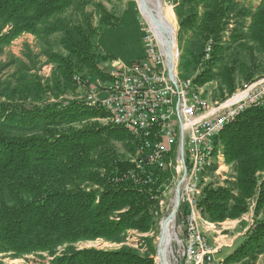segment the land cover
<instances>
[{
    "label": "trees",
    "instance_id": "1",
    "mask_svg": "<svg viewBox=\"0 0 264 264\" xmlns=\"http://www.w3.org/2000/svg\"><path fill=\"white\" fill-rule=\"evenodd\" d=\"M76 1L0 0V24L2 29L9 28L0 44L9 45L23 34L40 37L62 33L68 57L51 54L50 58L64 82L78 88L74 77L85 69L107 80L96 64L92 41L96 32L90 21L73 25L60 18ZM248 1L193 0L189 13L179 20L181 30L199 35L205 48L213 41L210 59L205 60L204 48L200 55L204 70L196 77L198 85L213 82L218 76L232 93L238 72L245 78L243 83L256 79L255 72L244 64L239 69L226 65L214 73L226 51L222 34L230 7ZM97 8L103 23L110 24L104 7ZM250 17L247 34L241 38L253 44L246 49L255 61L254 51L264 55V0ZM39 88L34 90L41 91ZM5 97L6 101L0 100L1 253L22 257L48 252L54 257L53 264H155L151 256H142L130 247H73L96 240L121 243L130 231L145 234L154 230L159 205L155 197L167 175L157 179L155 172L150 184L130 179L131 171L139 178L145 174L128 156H121L115 145L135 151L133 137L121 127L101 124L98 120L106 119L107 112L77 99L34 106L16 102L15 90L7 91ZM222 141L237 183L234 188H205L201 208L207 220L219 224L241 219L254 201V225L244 243L225 259L227 264H254L264 254V178L259 182L257 176L264 173V107L243 112L226 126ZM152 171L147 168L148 173ZM62 246L66 249L56 257Z\"/></svg>",
    "mask_w": 264,
    "mask_h": 264
},
{
    "label": "built area",
    "instance_id": "2",
    "mask_svg": "<svg viewBox=\"0 0 264 264\" xmlns=\"http://www.w3.org/2000/svg\"><path fill=\"white\" fill-rule=\"evenodd\" d=\"M174 1L166 0L165 4L173 9ZM143 40L145 56L137 62L112 64L103 72L108 76L103 84L97 81L89 85V80L76 75V99L105 110L107 124L121 127L133 137L135 154L129 160L145 177L131 171L130 179L150 184L155 172L157 179L167 175L155 197L162 199L155 213L161 221L160 236L165 220L171 232L167 264H227L217 258L221 246L210 236L215 223L203 215L201 200L205 188L218 186L216 180L229 170L222 141L226 126L246 110L264 107V78L239 85L224 99L210 101L196 79L179 73L178 47L171 74L163 43L150 29L144 30ZM212 44V40L206 44L205 60L210 59ZM172 172L175 175L170 178ZM175 176L178 182L182 179L179 195L177 186L174 192L170 186ZM167 199L170 203L163 208Z\"/></svg>",
    "mask_w": 264,
    "mask_h": 264
},
{
    "label": "rangeland",
    "instance_id": "3",
    "mask_svg": "<svg viewBox=\"0 0 264 264\" xmlns=\"http://www.w3.org/2000/svg\"><path fill=\"white\" fill-rule=\"evenodd\" d=\"M260 1L249 0L247 3L243 4L241 2L238 5L230 7L231 13L227 21L228 25L222 34V42L226 51L222 55V62L218 63L214 68L215 74H218L226 65H233L239 69L244 64L251 68V71L255 72L256 78H264V55L260 54L257 50L254 51V61L246 49V45L250 47L253 44L247 38H241L243 34H247V27L251 20L250 15L255 11ZM167 4L171 6L168 2ZM97 5L104 7L108 14V19L106 18V20H109L110 24L103 23V14L102 12L99 13ZM192 5L193 0H175L173 20L177 28L176 39L180 54L177 60L178 71L183 78L196 79L204 70V63L200 57L205 49L204 41L192 31L181 30L179 22L181 17L189 13ZM60 18L67 20L73 25H81L86 23L87 20L90 21L96 32L92 41L98 58L96 64L101 72L107 73L112 64L116 62L125 64L137 62L145 56L143 37L144 30H148L149 26L140 13L137 0H77ZM8 30V27L2 29L0 24V38ZM62 38V33L42 35L40 37L23 34L9 45L0 44L1 101L7 100L5 95L9 90L16 91V102L24 103L25 101L27 104L34 106H45L77 98L78 88L73 84H66L64 82L58 65L50 58L51 54L68 57V53L62 46ZM76 75L83 76L85 80H89V85L97 81L103 84L106 81L100 76H96L94 71L90 72L86 69L83 71L78 70ZM235 78L236 88L245 82V78L240 72L236 74ZM219 80L217 76L213 82L199 85L205 92L204 96L210 101L224 99L226 93H228L227 88ZM35 86L37 88L41 87L39 90H42H34ZM30 87L31 92L28 93L27 90ZM41 92V96L37 98L36 95L38 96ZM20 94H22L21 99L18 97ZM98 121L101 124L107 125L104 119ZM76 126L80 127L82 124ZM115 147L123 157L135 154L134 150L128 151L129 148L127 149L124 145L117 144ZM174 175L175 173L173 172L170 175L168 174L170 178ZM257 176L260 178V182L264 178V173H259ZM216 181L219 185L214 188H234L237 183V173L234 170V166L229 164L228 172L220 176ZM177 184L178 177L175 176L170 184L172 192H174ZM160 199H157L159 203L162 201ZM169 203L170 201L167 199L163 208L168 207ZM254 207L255 203L252 200L250 201L249 212L241 219L215 224V228L212 229L210 236L218 246H221L220 254L217 256L219 260L226 259L244 243L249 230L255 222ZM160 223L161 221L157 217V224L151 233L143 234L138 231H130L123 237L121 243L96 240L79 242L74 244L73 247L79 250L86 248L118 250L122 247H130L137 250L142 256H151L155 264H158ZM65 249L66 246L59 247L56 250V257L61 256ZM53 260L54 257L48 252H38L16 257L13 253H1L0 251V264H53ZM254 264H264V254Z\"/></svg>",
    "mask_w": 264,
    "mask_h": 264
},
{
    "label": "bare ground",
    "instance_id": "4",
    "mask_svg": "<svg viewBox=\"0 0 264 264\" xmlns=\"http://www.w3.org/2000/svg\"><path fill=\"white\" fill-rule=\"evenodd\" d=\"M164 0H137L138 8L142 17L145 19L149 29L166 47L168 56H171V46L169 42L177 31L176 24L173 20L174 12L171 6L163 3ZM163 24V25H162ZM162 25V27H161ZM174 57L177 51V40H174V45L171 49ZM174 52V53H173ZM168 222L163 226L161 238V254L158 256V264L165 263V253L170 242L171 232L168 230Z\"/></svg>",
    "mask_w": 264,
    "mask_h": 264
},
{
    "label": "water",
    "instance_id": "5",
    "mask_svg": "<svg viewBox=\"0 0 264 264\" xmlns=\"http://www.w3.org/2000/svg\"><path fill=\"white\" fill-rule=\"evenodd\" d=\"M162 25H163V24H162ZM162 25H161V27H162ZM169 45L171 46V49H172V47H173V45H174L173 40H171V42H169ZM171 49H170L171 56L169 57V64H170V71H171V74H173V71H174L175 66H176V59H175V57H174V54H172ZM181 184H182V179H181V180L178 182V184H177V195H179V193H180V187H181ZM171 218H172V216H171ZM167 222H168V220H165L164 222H162V228H163V226H164ZM161 238H162V233H161V236H160L159 249H158V255H159V256H160V254H161ZM164 260H165V263H164V264H167L166 259H164Z\"/></svg>",
    "mask_w": 264,
    "mask_h": 264
}]
</instances>
